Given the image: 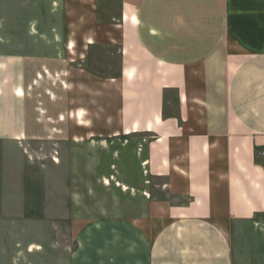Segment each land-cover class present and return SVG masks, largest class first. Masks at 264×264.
Returning <instances> with one entry per match:
<instances>
[{
    "label": "crops",
    "instance_id": "obj_1",
    "mask_svg": "<svg viewBox=\"0 0 264 264\" xmlns=\"http://www.w3.org/2000/svg\"><path fill=\"white\" fill-rule=\"evenodd\" d=\"M103 13L100 0H0V139L39 141L29 123L48 121L72 144L140 137L162 180L144 217L83 225L68 264H248L242 250L264 239V0H118ZM113 47L117 70L82 67ZM46 80L62 107L30 121Z\"/></svg>",
    "mask_w": 264,
    "mask_h": 264
},
{
    "label": "rangeland",
    "instance_id": "obj_2",
    "mask_svg": "<svg viewBox=\"0 0 264 264\" xmlns=\"http://www.w3.org/2000/svg\"><path fill=\"white\" fill-rule=\"evenodd\" d=\"M100 1L107 20L118 0ZM3 38L0 32V53ZM116 55L115 47L92 49L82 67L96 74L109 66L117 70ZM50 86L46 80L33 90L30 121L54 117L61 109L60 99L45 95ZM46 124L29 123V133L41 136L39 141L0 139V264H68L83 225L144 217L149 202L162 197V180L146 171L142 153L135 151L140 137L72 144L59 138L64 129L57 123ZM252 239L250 250H242L243 260L264 264V239Z\"/></svg>",
    "mask_w": 264,
    "mask_h": 264
},
{
    "label": "built area",
    "instance_id": "obj_3",
    "mask_svg": "<svg viewBox=\"0 0 264 264\" xmlns=\"http://www.w3.org/2000/svg\"><path fill=\"white\" fill-rule=\"evenodd\" d=\"M262 156H264V153H262Z\"/></svg>",
    "mask_w": 264,
    "mask_h": 264
}]
</instances>
